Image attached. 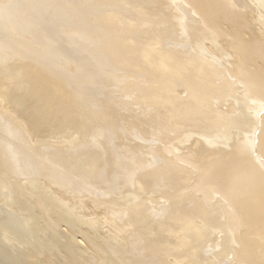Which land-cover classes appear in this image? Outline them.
Here are the masks:
<instances>
[{
	"label": "bare ground",
	"instance_id": "6f19581e",
	"mask_svg": "<svg viewBox=\"0 0 264 264\" xmlns=\"http://www.w3.org/2000/svg\"><path fill=\"white\" fill-rule=\"evenodd\" d=\"M54 1L0 8V264H264V0Z\"/></svg>",
	"mask_w": 264,
	"mask_h": 264
},
{
	"label": "rangeland",
	"instance_id": "374dc122",
	"mask_svg": "<svg viewBox=\"0 0 264 264\" xmlns=\"http://www.w3.org/2000/svg\"><path fill=\"white\" fill-rule=\"evenodd\" d=\"M5 1V2H4ZM15 1V2H14ZM26 1V2H25ZM46 1V2H45ZM54 0H43V2H42V0H20V2H19V0H2L1 2H0V8H1V10L3 9V8H7V10H9V11H18L21 15H23L24 17L26 16L27 18H28V20L29 21H31V22H29L27 19V23H29V25L33 28V31H37L38 29H39V23H40V29H39V31L42 29L43 30V25L45 24V22H47V20H48V17L43 13L44 11H46V10H48V8L50 9V8H52L51 6L52 5H54V4H58V2L59 1H54ZM70 1V2H69ZM65 0V2H67L68 4H71L72 2H73V0ZM72 1V2H71ZM13 2V3H12ZM17 2V3H16ZM56 2V3H55ZM9 3V4H8ZM10 3H12V4H10ZM19 3H21V4H19ZM24 3V4H23ZM27 3V4H26ZM34 3H35V5H34ZM46 3V4H45ZM50 5L51 3H54V4H51V6H49L48 7V4ZM73 3H75V2H73ZM72 3V4H73ZM8 4V5H7ZM14 4V5H13ZM28 4H30L31 5V7L29 8V6H28ZM5 5V6H4ZM16 5H20L19 7H17ZM7 6H11V9H8L9 7H7ZM22 6H23V8H22ZM46 6V9L44 8ZM36 7V8H35ZM13 8V9H12ZM17 8V9H16ZM27 8V9H26ZM28 8H29V10H28ZM32 9V10H31ZM39 9V10H38ZM3 10H6V9H3ZM37 10V11H36ZM33 13H32V12ZM36 11V12H35ZM40 11V12H39ZM29 12V13H28ZM78 12H80V11H78ZM36 13H38V14H36ZM43 14V15H42ZM35 17H36V19H35ZM44 17V18H43ZM47 17V18H46ZM34 19V20H33ZM38 20H39V23H37L38 22ZM45 22H44V21ZM25 21V20H24ZM31 23H32V25H31ZM37 25H36V24ZM90 22L88 21L87 22V26H88V31L87 32H93L92 31V27H93V25L92 24H94V23H90ZM36 25V26H35ZM91 26V27H90ZM2 26H0V29H2L1 28ZM38 27V28H37ZM34 29H36V30H34ZM41 30V31H42ZM2 31V30H1ZM39 31H37V32H39ZM37 32H35V33H37ZM6 34V33H5ZM5 34L3 33V34H0V35H3V36H5ZM64 36H62V37H57L56 38V36H58V34H56L54 37H53V42L55 41L56 43H58V44H56L55 42H54V44H56L57 46H59V47H61V48H63V49H65V50H67V51H69V53L70 54H72V56H74V53L75 52H77L75 55L76 56H74V57H78V56H83L84 55V53H82V52H80V51H78V50H76L75 48H73V46H71V45H69V44H72V45H74L77 41L79 42V38L78 37H73V38H70L69 36V38H68V41H67V35L66 34H63ZM28 37H26L25 38V41H28V42H31V40H32V42L34 43L35 42V40L33 39V37H34V35L33 34H31V36H33L32 38H31V36L30 35H27ZM30 36V37H29ZM77 36V35H76ZM6 37V36H5ZM5 37H4V39H5ZM55 38V39H54ZM66 38V39H65ZM27 39V40H26ZM58 39L60 40V41H58ZM63 39V40H62ZM77 39V40H76ZM6 40V39H5ZM69 41H71L72 43H70ZM28 42H25L26 44L28 43ZM66 42V43H65ZM74 42V43H73ZM32 43V44H33ZM62 43V44H61ZM94 43H92V45H93ZM34 45H35V47H36V42L34 43ZM66 45V46H65ZM68 45V46H67ZM91 45V44H90ZM95 45V44H94ZM69 46H71V47H69ZM39 47H40V51H39ZM71 48V50H72V53L70 52V49L69 48ZM42 47H41V45H38V49H37V47H36V52H35V58L37 57V55H38V57H39V59H40V57H41V59H46L45 61H47L48 62V64L50 63L51 64V62H52V60L51 59H53L52 58V55L51 54H49V52H47V55L45 56L44 55V53H45V51H43L42 49H41ZM73 48V49H72ZM41 50H42V52H41ZM76 50V51H75ZM78 52H79V54H78ZM41 54H43L42 56H41ZM49 54V55H48ZM45 56V57H44ZM49 57V58H48ZM47 58H48V60H47ZM51 58V59H50ZM54 68V67H53ZM55 69L57 70L58 68L55 66ZM61 72V71H60ZM69 72L68 71H66L65 70V73H64V71L63 72H61V74L63 75L64 74V77H66L67 78V74H68ZM65 74H66V76H65ZM69 75H70V73L68 74V77H69ZM114 91L115 92H118L119 91V88L118 87H116V88H114ZM264 115V108L262 109V110H260V112L258 113V116H259V118H261L262 116ZM248 134H250L249 135V137H250V140L252 141V144H253V146H257V143H258V140H257V138H258V136H259V134H260V130H259V128L258 129H256L254 132H253V136L251 135V133H248ZM145 135H149V134H143V138H145L146 140H148V141H150L149 139H147L146 137H148V136H146L145 137ZM152 136V135H151ZM252 137V138H251ZM253 138H255V139H253ZM145 140V144L146 145H150V144H148V142ZM66 144V143H65ZM67 144H70V143H67ZM65 145L66 147H69V148H73V147H76L77 146V144L78 143H75V144H71V146H69V145ZM255 144V145H254ZM257 150L255 149H253V156L254 157H259V153L257 152ZM261 160H262V158H261ZM42 184H43V187H48L49 188V186L48 185H46L45 186V184H46V182H42ZM48 184V183H47ZM75 185V186H74ZM59 188V186H57V185H55L54 186V188ZM70 187H73V189H76L77 187H78V184H73V186L72 185H70ZM80 187V186H79ZM56 189V190H58V191H61V192H59V193H61V195H62V197L66 200V201H64L65 203H69L68 205H72L71 206V208H73V205H74V208H73V210L77 213L78 211H79V213H81V212H84V213H88V214H90V215H92V216H90V218L91 219H98L97 220V222H98V224L100 225V230H101V232H100V234H102V235H105V233H106V235H108V232H109V234H111V235H118L117 237L119 238V239H124L125 238V236H129L131 233H133V230L134 229H132L133 227L132 226H127V227H129V229H127V230H124V233H123V231L120 233V232H118V231H116V229L114 230L112 227L114 226H111V225H109V223L108 222H110V220L107 218L106 219V216H108V215H105L104 214V212L103 213H101L100 212V214H97L98 212H96L95 213V211L94 210H92L93 209V205L91 204L92 203V201L90 202L89 201V199H88V197L86 198V197H83V198H85V200H81L82 199V197L81 198H79L78 200H77V198H72L68 193H64V190L66 189V190H68L67 188H65V189H63V188H59V189ZM27 192H29L28 190H26ZM38 191V192H37ZM75 191V190H74ZM40 192L41 191H39V190H35V195H39L40 194ZM14 195V194H13ZM83 196H86V195H83ZM156 195H154L153 194V196H150V197H152V199L151 198H149V197H146V196H144V195H141V197H140V200L141 199H145V201L146 202H150L149 204H153V207H155V206H158V205H160V197L158 196V194H157V196H158V198L157 197H155ZM11 198H12V195L10 196ZM61 197V198H62ZM71 197V198H70ZM11 198H9V199H11ZM153 198H155V199H153ZM156 198L158 199L157 201H154V203H153V200H156ZM76 199V200H75ZM91 200V199H90ZM70 201V202H69ZM76 201V202H75ZM79 201H81L80 203H79ZM159 201V202H158ZM78 202V204H76ZM81 203H84L83 204V206H81L82 204ZM157 203H159V204H157ZM79 204H81V205H79ZM88 207H87V206ZM75 206H76V208H75ZM80 207H84V208H82L81 210H80ZM87 209H89L88 211L86 210V208ZM85 209V210H84ZM156 209V208H155ZM83 210V211H82ZM92 210V211H91ZM92 213V214H91ZM96 215V216H94V218H93V215L94 214ZM82 214V213H81ZM82 215H84V214H82ZM105 217H104V216ZM100 216H102V218L100 217ZM97 217V218H96ZM105 218V219H104ZM104 219V220H103ZM99 220H100V222L101 221H103L105 224H106V226H101V224L103 223H100L99 222ZM108 221V222H107ZM102 224V225H105V224ZM109 225V228H108V225ZM104 227V228H103ZM132 227V228H131ZM261 227H262V225H261ZM111 228V229H110ZM130 228H131V230H130ZM107 229H109L108 231H106ZM113 230V231H112ZM106 231V232H105ZM111 231V232H110ZM115 231H116V233H115ZM48 231H43L41 234H42V237H46L45 235H46V233H47ZM126 232V233H125ZM240 232L241 233H243V234H246V236L245 237H247V238H256L257 240H258V238H260L261 240H263V241H259V242H264V232H262V233H259L258 235H255V234H253L252 232V229L249 227V226H246V225H244L243 224V226L240 228ZM128 234V235H127ZM239 238V237H238ZM237 241H238V239H237ZM239 242V241H238ZM224 261H227V257H225V260Z\"/></svg>",
	"mask_w": 264,
	"mask_h": 264
}]
</instances>
